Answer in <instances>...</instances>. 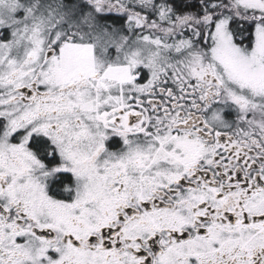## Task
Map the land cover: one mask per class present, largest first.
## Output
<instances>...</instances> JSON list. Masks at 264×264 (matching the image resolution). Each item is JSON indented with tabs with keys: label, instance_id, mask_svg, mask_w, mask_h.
Instances as JSON below:
<instances>
[{
	"label": "snow or ice",
	"instance_id": "obj_1",
	"mask_svg": "<svg viewBox=\"0 0 264 264\" xmlns=\"http://www.w3.org/2000/svg\"><path fill=\"white\" fill-rule=\"evenodd\" d=\"M0 264H264V0H0Z\"/></svg>",
	"mask_w": 264,
	"mask_h": 264
}]
</instances>
